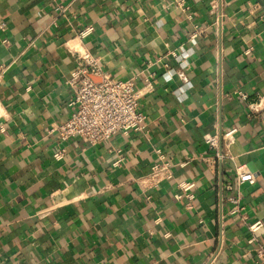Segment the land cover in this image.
<instances>
[{"label":"crops","instance_id":"obj_1","mask_svg":"<svg viewBox=\"0 0 264 264\" xmlns=\"http://www.w3.org/2000/svg\"><path fill=\"white\" fill-rule=\"evenodd\" d=\"M211 1L0 0V264H262L247 223H264V110L240 92L264 97V0H218L217 24ZM89 25L85 47L106 73L135 80L147 119L98 145L62 143L48 130L73 111L77 64L64 43ZM194 25L205 32L190 39ZM161 154L175 177L146 191L138 179ZM241 165L256 174L240 187L244 217L225 189ZM181 180L195 182L193 199L177 198Z\"/></svg>","mask_w":264,"mask_h":264},{"label":"built area","instance_id":"obj_2","mask_svg":"<svg viewBox=\"0 0 264 264\" xmlns=\"http://www.w3.org/2000/svg\"><path fill=\"white\" fill-rule=\"evenodd\" d=\"M176 4L189 10L185 0H177ZM210 13L215 15V23L222 19V12L219 10L218 0H212L210 3ZM188 17L191 18L190 12ZM7 24L0 19V32L6 30ZM94 31L92 25L86 26L78 31L76 36L65 41V47L76 61V68L71 72L67 81L72 89L73 98L71 104L73 111L68 119L60 125L48 130L49 133L57 134L60 142L65 143L74 138H80L90 145H98L109 141L116 132L128 133L130 131H142L147 119L146 113L140 109V92L133 78L119 79L106 73L100 63V59L93 55L84 45V40ZM204 29L194 25V31L189 35L190 39L197 38L204 34ZM6 42V40H4ZM176 56L175 52H172ZM163 57H157V62H162ZM164 66L168 67L167 63ZM153 74H144L142 79L147 86L152 84ZM178 76L182 80H187L185 71H178ZM96 78H100L97 81ZM240 96L247 102L252 113H258L264 110V97L250 100L246 93L240 92ZM8 120V110L5 104L0 100V132H5L6 122ZM236 128L225 131L221 139L230 143L234 139ZM206 144L217 150L220 143L219 135L207 134L204 136ZM65 153L64 148L57 150L53 156L56 159H62ZM221 153H216V159L222 158ZM177 164L168 161L161 154L159 160L152 166L150 172L138 179L141 187L146 191H152L160 187L164 181L173 180L175 177V168ZM256 174L245 165L236 168V182L227 183L225 186L228 191V201L232 204L231 212L243 216L244 207L241 204L240 187L244 183L254 184ZM181 194L177 198L186 196L193 199L192 189L195 182L190 180H181L177 184ZM58 206L53 204V207ZM249 238L247 242L252 244V250L257 260L264 264V237L258 235L264 227L261 220L247 223Z\"/></svg>","mask_w":264,"mask_h":264},{"label":"water","instance_id":"obj_3","mask_svg":"<svg viewBox=\"0 0 264 264\" xmlns=\"http://www.w3.org/2000/svg\"><path fill=\"white\" fill-rule=\"evenodd\" d=\"M97 81H100L101 79L100 78H96Z\"/></svg>","mask_w":264,"mask_h":264}]
</instances>
